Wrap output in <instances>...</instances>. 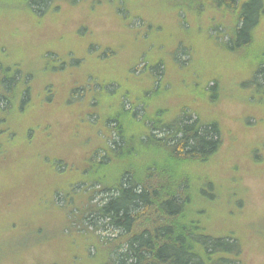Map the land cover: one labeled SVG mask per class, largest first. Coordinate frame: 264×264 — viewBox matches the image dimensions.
<instances>
[{"label":"trees","instance_id":"16d2710c","mask_svg":"<svg viewBox=\"0 0 264 264\" xmlns=\"http://www.w3.org/2000/svg\"><path fill=\"white\" fill-rule=\"evenodd\" d=\"M22 1L29 13L43 19L53 0ZM104 1L122 9L115 12L116 18L126 22L130 49L139 53L128 70L131 82L114 89L107 106L100 96L114 82L102 84L99 75L91 76L82 68L91 61L96 45L71 49L84 53L79 59L70 51L64 61L54 56L61 62L58 68L40 67L37 102L31 98L32 79L24 76L20 64L7 58L0 61V157L5 165L19 164L38 137L41 145L51 144L53 129L60 124L54 111L57 102L63 107L61 117L72 103L87 102V107L80 104L78 128L85 129L86 136L76 148L82 154L72 155L75 166L70 168L68 159L54 157L53 151L31 158L60 183L49 199L51 234L57 241L65 240L69 255L45 261L35 255L37 248L49 243L44 228L25 233L9 227L11 255L0 247V264H264V228L252 232L242 227L239 235L217 224L240 219L241 202L232 188L242 178L224 180L211 170L227 136L223 114L214 109L231 97L221 93V76L209 77L205 70L193 67L201 51L223 55V65L238 74L232 78L242 79L244 87L250 88L254 110L243 115L244 128L253 127L251 120L264 127V0H156L165 18L175 20L163 43L152 41L149 30L155 29L149 22L139 14H128V0ZM74 59L75 70L66 71L71 86L58 94L66 79L59 84L44 79L53 72L64 74L60 72ZM92 83L97 85L89 92ZM176 85L184 91L173 92ZM258 113L263 115L261 121ZM262 149L264 140L251 146L249 156L255 164L262 161ZM69 174L75 177L71 181ZM14 176L12 190L22 189L19 195L23 196L29 180L20 169ZM96 194L104 197L99 203ZM40 214L44 220L50 218L48 212ZM106 226L117 233L103 238L98 233ZM3 255L8 259L1 263Z\"/></svg>","mask_w":264,"mask_h":264},{"label":"rangeland","instance_id":"374dc122","mask_svg":"<svg viewBox=\"0 0 264 264\" xmlns=\"http://www.w3.org/2000/svg\"><path fill=\"white\" fill-rule=\"evenodd\" d=\"M127 2L128 14L132 17L139 14L140 19L149 22L150 27L155 29L154 32L148 29L152 41L163 43L167 35L171 34L169 29L171 30V24L175 20L165 18L162 5H158L156 0H128ZM47 8L48 13L44 15L43 19H40L29 13L22 0H0V61L4 62V58H7L20 64L24 76L29 75L32 79L34 94L31 98L37 102L39 97L35 93L40 87V67L58 68L61 65L60 60L64 61L69 51L77 55V59L84 55L80 50L71 49L78 48V45H81L82 49L96 45L91 61L82 68L85 70L86 67L91 76L99 75L102 84H105L106 81L114 82L106 85V92L100 96V100L107 106L111 102L109 97L114 96V89H118L120 84L126 87L131 82L127 76L128 70L139 54L130 49L132 48L130 47V45L132 46V37L125 27L126 22L121 23L116 18L115 12L122 9L117 10L104 0H53L47 4ZM136 22L138 21L133 23L136 24ZM80 34H84L86 38H80ZM199 41L204 42V39L200 37ZM54 56L60 60L57 61ZM182 59L187 61L188 57L184 56ZM74 61L76 59L69 60L68 63L65 61L68 66L63 72H60L64 74L53 72L50 80L44 79V82L51 81L52 84H59L66 79L62 82L58 94H62L67 87L71 86L72 80L66 71L75 70L73 69L75 68L73 67ZM224 61L226 58L223 55L206 50L199 52L193 59V67L199 71L205 70L209 77L221 76V93L231 97L230 99L224 98L219 108L214 109V111L223 114L221 118L227 136L224 137L225 141L219 161L214 164L211 170L215 171L218 177H223L224 180L234 179L236 181L234 178L236 176L242 178V181L240 180L232 188L237 192V195L234 194L236 201L241 202L240 208L238 207L240 219H228L225 223H217L219 227L226 230L235 229V233L241 235L242 227L250 229L252 232H260L264 228V149L259 152L262 161L256 160V164L249 156L251 146L260 144L264 140V127L256 120H251L250 124L253 127L244 128L243 115L245 112L254 110V102L248 97L250 88L244 87L245 81L242 79L232 78L238 74L231 69L232 73L223 65ZM94 85L97 84L89 85V92ZM172 90L179 93L184 91V87L176 85ZM246 90L248 91L246 92ZM89 94L92 96L91 93ZM83 100L69 105V108L66 109L68 113L63 114L62 117L59 112L63 107L58 102L54 106L60 124L54 127L49 146L41 145L42 139L36 138L37 143L22 154L20 163L14 166L10 165L11 167L5 165L3 158L0 157V186L4 185L6 190L4 194L3 186L0 187V192L3 191V196L0 199V247L9 249L7 243L13 234L9 227H15L17 231L24 229L25 233H30L37 228H44L49 243L41 249L37 248L35 255L42 257L45 261L69 255L65 248V240L57 241L58 239L54 238L55 234H51L53 208L50 207L49 199L53 194V189L60 183L54 174L46 172L45 166L39 164L37 167L31 158L35 154L53 151L54 157L67 158L70 168L75 166L76 159L72 155L74 151L76 154H82L81 150H76V148L86 136V130L78 128L79 125H82L80 114L83 110L80 108V104L83 103L87 107L86 100ZM71 101L74 100L71 99ZM256 101L261 103L259 100ZM125 103L130 108L129 101ZM257 117L261 121L263 115L258 113ZM35 118L36 116H33L32 119ZM22 122L29 125L32 121L28 118L25 123ZM22 127L19 131L25 134V129ZM87 136L91 137L92 133L89 132ZM95 144L96 142H94ZM4 167L7 168L5 171ZM19 169L22 177L29 180L28 186L23 190L25 193L23 196L19 195L22 189L13 191L11 187V183L15 182L13 178L17 179L13 175ZM74 178L72 174L67 177L69 181ZM14 194L20 197L10 199ZM103 198L102 194L95 195L97 203L101 202ZM44 200H46L43 204L45 209L41 207ZM57 201L61 202V198L58 197ZM41 211L48 212L50 218L44 220L40 214ZM49 214L45 215L49 216ZM45 215L44 218L47 219L48 217ZM100 225L102 226V223H99ZM6 232H11V235L7 236ZM115 233L117 232L106 226L102 227L98 234L107 238L112 237ZM253 242L255 244V240ZM254 248L255 251L258 250V247ZM7 255H11L10 250ZM7 255L5 259L4 255L1 257V263L8 259ZM258 256L257 254L255 260ZM31 262L34 261L31 260ZM14 263L19 262H11V264Z\"/></svg>","mask_w":264,"mask_h":264}]
</instances>
